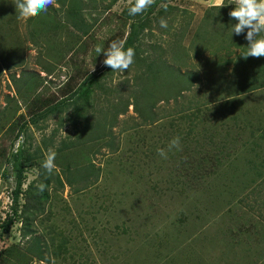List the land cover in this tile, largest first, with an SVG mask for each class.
<instances>
[{
	"label": "rangeland",
	"instance_id": "obj_1",
	"mask_svg": "<svg viewBox=\"0 0 264 264\" xmlns=\"http://www.w3.org/2000/svg\"><path fill=\"white\" fill-rule=\"evenodd\" d=\"M108 2L89 10L98 20L95 24L89 21L90 35L81 40L87 51L81 49L83 44L76 51L73 45L68 48L66 44L73 42L69 40L72 28H61L63 32L55 43L48 42L50 35L46 33L38 45L23 44L20 61L17 46L13 45L15 36L0 24V220L13 212L16 178L9 163L12 154L20 145L33 152L46 142L55 152V170L65 184L61 187L52 182L46 215L36 220L31 234L44 240L53 232L57 243L67 241V252L57 257L50 246V260L30 264H264V209L260 205L264 200V89L244 96L239 108L225 119L219 113L213 114L219 103H206L208 90L200 93L196 87L176 101L159 104L155 112L158 122L144 124L136 106L137 92L149 80L143 76V62L135 60L123 74L108 73L103 89H97L87 117L94 124L101 121L105 127L87 131L86 137L93 136L94 131L102 134L95 140H81L83 134L77 130L80 126L75 129L69 119L76 118L73 109L49 116L14 140L11 130L31 121L34 99L60 100L65 82L79 69L94 73L100 69L93 62L97 44L107 50L121 32H129V23L121 21V14L134 0H119L111 11H106ZM170 5L175 7L174 14L159 18V22L165 19L168 27H160L155 19L144 34L146 46L140 55L144 50L148 52L141 59L162 56L170 65H181L183 71L190 65L200 73L205 69L214 72L208 64L215 61L217 48L213 46L218 45L208 46L202 41V37L206 41L211 37L205 30L198 35L203 19L216 12L214 0H171ZM14 14L13 18L16 10ZM28 19L19 17L13 25L22 42ZM171 26L179 31L177 40L171 37L173 30L166 33ZM6 38L10 40L7 55L2 54ZM231 50L230 59L235 61L241 49L231 45ZM11 59L18 61L7 69ZM46 64L54 68L51 75L43 68ZM232 72L231 64L229 77ZM188 109H200V118L190 123L185 117ZM181 110L184 116L176 113ZM177 136L182 150L169 151L170 141ZM110 140L119 147L117 152L103 147ZM62 147L66 148L64 152L55 151ZM158 149L165 150L166 159L158 155ZM49 150L45 149L41 164ZM70 163L74 166L71 172L66 170ZM91 163L97 171L100 169L98 179L95 169H90ZM77 167L81 174L88 170L95 175L77 178L78 182L88 180L70 186L66 178L76 177ZM41 169L35 167L25 174L24 190L32 182L41 183ZM19 202L24 205V197ZM3 231L0 229V254L13 246L24 250L29 245L30 240L22 239L20 219ZM0 263H4L1 257Z\"/></svg>",
	"mask_w": 264,
	"mask_h": 264
},
{
	"label": "trees",
	"instance_id": "obj_2",
	"mask_svg": "<svg viewBox=\"0 0 264 264\" xmlns=\"http://www.w3.org/2000/svg\"><path fill=\"white\" fill-rule=\"evenodd\" d=\"M60 4L63 6L62 11L64 9V19L65 23L63 24V28L72 27L73 31L71 30L69 40L73 41L72 43H67L66 46L69 48L71 45L74 46V51L78 50V48L84 43L81 41L82 39H87L90 35V31L92 29V24L89 23L91 19L94 21V24L97 23L98 19H93L92 12L89 13L90 9H95L98 3L108 2L105 5L104 10L111 11L113 6L119 0H58ZM88 3V4H87ZM171 0H155V3L151 5L144 13L136 16H130L128 14V9L134 4V2L127 7L123 13L121 14V21L128 25L129 23V32L126 33L125 31L121 32V35H118V39L123 48L126 50L127 48H133L135 50V57L134 61L143 62L145 70L143 76L147 77V85L141 86L140 93L137 92L139 98L137 102V110L141 112V117L143 119L144 124L153 125L155 122H158L159 115H157L156 109L158 105L163 103H169L171 100L176 101L180 97H182L187 92H192L196 87H198V92H206L208 90V95L205 97L208 101L207 104L215 103L219 106L214 107L213 114L219 113L223 115L226 119L227 115H232V113L239 108L240 104L244 96L252 95L258 90L264 89V57L261 58H253L249 57L248 59H244L241 55L246 50L248 46V41H246L245 33L237 36L235 34L231 35V26L234 23V20H231L229 17V12L234 10V7H225V8H213L215 13H209L203 19V22L198 29V35L202 33V30L206 31V34H210V38L205 40V38H201L202 41L204 40L206 44H217V54L215 52L216 58L214 62L208 64V67H214V72L208 71L205 69L204 72L200 73L197 72L195 69L191 68L188 65L187 70H181V65H170L167 59H164L162 56L157 57H149V59H141L142 54H146L148 51H142L140 55L141 48L145 44L144 34L152 28L153 21L156 19L159 22L160 16L165 14H174L175 7L170 5ZM157 13V15H155ZM217 16V18L214 17ZM213 17V18H212ZM167 18V15H166ZM170 20L169 22H171ZM237 22V21H235ZM160 24V22H159ZM160 26V25H159ZM211 29L208 31V28ZM51 28H45V30L49 31ZM149 29V30H148ZM173 30V40H177L179 31L173 28L172 26L167 29L166 33H170ZM127 34V35H126ZM152 34V33H151ZM264 35V34H262ZM31 37V36H30ZM34 44H37L35 39H31ZM172 40V41H173ZM81 41V44L79 42ZM52 43V42H50ZM25 44L20 40H16L13 45L17 46L13 49L19 51L18 53V60H22L21 55V46ZM231 45L238 47L241 49V54L237 55V59L233 61L230 59L232 54ZM4 52L2 54H9L8 47H10L9 42H4ZM97 46L102 47V44H97ZM158 46V45H156ZM220 46V47H219ZM65 48V45L63 46ZM105 50V47H102ZM151 48H155L152 47ZM157 48V47H156ZM81 49L84 51L88 50L86 44H83ZM14 50V51H15ZM223 51H225L226 55H224ZM94 54V60L97 65V68L100 69L97 72H88V71H80L77 72L76 75L70 76L66 84L64 85V93H62V97L60 100L55 102L54 99L48 98H36L33 100V104L31 106L34 109V115H31V121L24 122L16 129H12V133L15 134L14 140H19L22 138L24 134L29 131L32 125L37 126L42 120L47 119L51 115H62L67 113L69 110L73 109V114L76 115L75 119L69 118L71 124L75 126H80L78 131L81 132L80 135L83 134L81 140H87V142L95 140L96 137L102 135L100 132L93 133V136L86 137L87 131L91 128V131L96 130L97 128L103 129L105 125L103 123L98 122L96 124L92 123L91 120L88 119L87 115H89V109L91 106V102L95 99L97 89H103L104 80L107 74H111L112 71L109 67H106L103 64V60L105 59L103 54L97 56V52L94 50L92 52ZM221 53V54H220ZM140 55V56H139ZM196 56V55H195ZM17 60V61H18ZM149 60V61H148ZM16 59L8 60V64L5 67L9 69L10 64H16ZM24 61V60H23ZM233 65V72L231 77L228 75V67ZM132 67V66H131ZM203 67V66H202ZM44 70L47 74H52L54 68L50 65H44ZM228 76V77H227ZM13 80L15 77L12 76ZM21 80V77H19ZM24 80L25 77L23 76ZM79 79V85L75 86V81ZM19 82V81H18ZM27 82V81H26ZM25 83V81H24ZM200 86V87H199ZM200 88V89H199ZM195 94V93H192ZM211 97V99H209ZM194 99V95L193 98ZM81 104V105H80ZM130 105L127 104L126 108ZM206 105V104H205ZM194 104L192 103L190 107H193ZM238 106V107H237ZM200 109H195V111L190 112V109L187 111V115L185 117L189 120L190 123L196 121V118L199 117ZM89 112V113H88ZM92 112V111H91ZM178 115L184 116L185 111H176ZM175 113V114H176ZM105 112H102L104 116ZM201 114V112H200ZM109 117V114L106 115ZM105 117V116H104ZM196 117V118H195ZM82 121L81 125L80 122ZM247 121V120H246ZM250 123V120L247 121ZM244 127H247L246 124ZM92 125L95 128H92ZM86 133V134H85ZM87 138V139H86ZM79 139V138H78ZM44 147H37L33 152H30L29 148H26L25 145H20L16 153H13L9 163L12 165L13 171L15 173L16 178V186L15 190L13 191V204H12V214L8 213L7 217L3 221L0 220V229L7 232L9 230V226L13 223L15 219H20L23 224V240H30L29 245L24 249L20 250L18 246H13L9 248L3 254H0V257L3 258L4 263L0 264H30L33 261H47L50 260L47 257V254L52 253L57 257H62L63 252H67V241H59L57 243V239L55 238V234L53 232L48 233L43 240L40 236H34L31 234L33 232L32 227L37 219L41 218L42 216L46 215L47 206L51 200V196L48 192V188L52 184L53 181L57 182L61 187H64V182L60 176V174L56 173L54 169L53 173L49 175L46 171L42 168L41 172L44 175L42 177L41 183L44 184L45 190L40 192L37 188V183L32 182L30 183L27 188L24 190V184L26 181L25 174L35 168L41 166V158L44 155L45 149L49 150L46 146V142L43 143ZM72 146V145H71ZM102 147V145H99ZM109 148L113 152H117L119 147L116 143L112 140L105 142L103 147ZM66 148L62 147L60 149L55 150L58 153L64 152ZM264 155V151H263ZM264 161V160H263ZM186 166V163H184ZM92 166L90 169H95L94 165L91 163ZM74 166L72 164L66 165L67 171H73ZM82 169V168H81ZM77 171L78 175L76 177L66 178L68 184L73 186L76 183H86L89 179L91 174L95 175L98 179L99 172L95 169L94 171L88 172V170H84L81 174L79 167L74 168ZM83 170V169H82ZM85 173V174H84ZM88 177V179L78 182L77 178L80 177ZM80 184V185H81ZM76 190L80 191V188H76ZM20 197H24L25 203L24 205H20L19 199ZM261 207L264 209V200L260 201ZM260 207V208H261ZM261 208V210H263ZM52 215L51 217H53ZM51 217H48L50 220ZM52 219V218H51ZM3 231V232H4ZM48 238V239H46ZM49 241L51 243L47 244ZM51 246V250L48 249ZM11 262V263H10Z\"/></svg>",
	"mask_w": 264,
	"mask_h": 264
},
{
	"label": "clouds",
	"instance_id": "obj_3",
	"mask_svg": "<svg viewBox=\"0 0 264 264\" xmlns=\"http://www.w3.org/2000/svg\"><path fill=\"white\" fill-rule=\"evenodd\" d=\"M155 0H134V4L128 9L130 16H136L144 13ZM215 5L220 9L229 4H234V10L229 12V17L237 21L231 26V35L240 36L246 32L245 39L248 41L246 50L241 55L245 60L249 57L261 58L264 57V0H230V3L225 4L224 0H214ZM16 11L23 18H31L39 15L41 12H46L50 6L55 5V0H15ZM160 27L167 28V21L163 18L160 20ZM95 51L97 56L103 54L105 59L103 64L109 67L112 72L123 74L134 63L135 50L133 48H123L119 41H113L108 46L107 50L97 46ZM181 138L179 136L173 138L168 146V150H182L180 146ZM158 155L167 158L166 152L163 149L157 150ZM55 152L49 150L48 155L41 164V167L51 175L56 167ZM44 184L37 185L40 192L45 190Z\"/></svg>",
	"mask_w": 264,
	"mask_h": 264
},
{
	"label": "crops",
	"instance_id": "obj_4",
	"mask_svg": "<svg viewBox=\"0 0 264 264\" xmlns=\"http://www.w3.org/2000/svg\"><path fill=\"white\" fill-rule=\"evenodd\" d=\"M3 1V3H0V24H4V26L9 28L10 33H12L16 40H20V36L18 31L16 30V28L14 27L17 22H18V18L21 16H19V11L17 10V14L16 16L13 18L12 16H14V11L16 10L15 7V1L14 0H0ZM13 5V7H11ZM4 6V7H3ZM62 5L60 4V2L58 0H55V5L54 6H50L46 12H41L39 15L35 16V17H31V18H27V24H26V38H24L25 36H23L24 40L23 42H29V43H33L34 42L31 39H35L37 41L38 45L41 40L42 37L41 35H45L46 33H48L50 35V40L48 42H52L55 43L57 41V38L59 37L58 34L60 32H63V30H60L61 28L63 29V24L65 23V19L64 17L62 18V15H64L63 11H62ZM8 15V17L6 16ZM19 16V17H18ZM16 17H18L16 19ZM60 19H62L64 22L60 21ZM21 20V19H19ZM59 23H62L61 27H58V30H60L59 32H57L56 27ZM14 25V26H13ZM51 28L49 31L45 30V28ZM72 28V27H70ZM67 29V28H66ZM54 30V31H53ZM73 30V29H70ZM12 35V36H13ZM2 34H0V38H2ZM31 36V37H30ZM43 42L46 41L45 36H43ZM9 39H5L4 42H9Z\"/></svg>",
	"mask_w": 264,
	"mask_h": 264
}]
</instances>
